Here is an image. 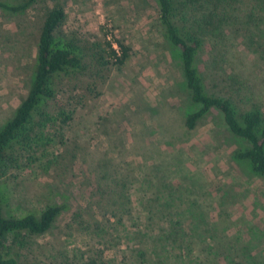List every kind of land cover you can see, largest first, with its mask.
Wrapping results in <instances>:
<instances>
[{
	"label": "rangeland",
	"instance_id": "374dc122",
	"mask_svg": "<svg viewBox=\"0 0 264 264\" xmlns=\"http://www.w3.org/2000/svg\"><path fill=\"white\" fill-rule=\"evenodd\" d=\"M55 2L67 15L63 29L99 47L93 51L106 39L114 43L112 36L130 51L122 65L87 62L81 71L57 77L48 110L62 108L70 118L45 127L51 141L44 145L13 150L2 177L4 211L21 215L51 203L64 206L48 232L11 246L17 264H86L100 252L118 264H144L134 255L140 238L150 239L169 226L164 213L148 212L154 204L149 198L163 182L183 193L171 206L174 219L184 209L186 216H180L190 223L187 205L201 212L204 222L200 229L182 225L178 233L187 242L173 248L166 244L158 251L161 258L150 252L147 264H226V256L230 264H256L264 259V236L251 233L252 226L264 228V179L231 159L236 142L214 113L193 129L185 127L196 105L178 51L164 42L156 0H37L22 13L0 8V127L29 89L44 11ZM205 59L202 54L201 64ZM262 93L264 104L263 87ZM120 182L131 211L122 224L112 225L108 242H100L80 230L75 213L87 221L102 214L115 221L112 197ZM134 232L137 238H130ZM213 250L218 253L211 256Z\"/></svg>",
	"mask_w": 264,
	"mask_h": 264
},
{
	"label": "trees",
	"instance_id": "16d2710c",
	"mask_svg": "<svg viewBox=\"0 0 264 264\" xmlns=\"http://www.w3.org/2000/svg\"><path fill=\"white\" fill-rule=\"evenodd\" d=\"M12 1L13 4L9 0H0V8L22 13L37 2ZM156 2L164 42L178 51L182 77L190 99L196 105L195 110L187 114L185 127L193 129L202 118L214 113L236 142L231 159L246 173L264 179V104L261 100L264 88V0ZM66 16L64 6L59 2L45 8L29 89L12 117L0 127V264H17L11 246L22 243L26 237L48 232L64 207L51 203L39 212L6 213V190L2 180L12 164L15 148L29 152L44 145L51 141L44 132L45 127L57 121L65 123L70 118V113L62 108L48 110V102L56 95V78L63 73L81 71L87 62L107 67L122 65L129 57V45L113 36L114 43L106 39L103 48L93 51L99 47H91L74 32L63 29ZM202 54L206 55L203 64L200 60ZM121 182L120 188L113 190L114 204L110 214L115 221L106 217L107 214H102L101 219L93 215L87 221L80 213H75L74 221L78 220L80 230L85 228L90 237L98 238L100 242L107 241L105 236L112 225L122 224L130 214L129 196ZM156 191V196L149 198L154 204L149 205L148 212L164 213L169 226L150 239L148 236L140 238L134 255L144 264L149 263V258L152 260L147 256L150 252L161 258L158 251L165 250L166 244L173 248L175 243L187 242L178 233L182 225L189 224L185 226L190 230L200 229L204 222L203 214L187 205L190 223H183L180 215L186 216L184 209L176 211L178 217L173 218L171 206L177 198H183V193H177L171 183L163 182ZM149 218L152 219L151 215ZM124 231L129 234L126 229ZM251 233L264 236V228L252 226ZM130 238H137L136 233ZM216 253L213 250L210 254L214 256ZM226 258V264H230L232 261ZM257 263L264 264V259ZM86 264L118 263L104 259L100 252L88 257Z\"/></svg>",
	"mask_w": 264,
	"mask_h": 264
}]
</instances>
